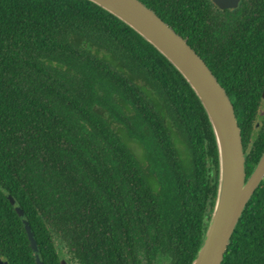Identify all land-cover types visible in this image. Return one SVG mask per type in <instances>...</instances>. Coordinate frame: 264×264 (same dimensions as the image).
I'll list each match as a JSON object with an SVG mask.
<instances>
[{
    "label": "trees",
    "instance_id": "16d2710c",
    "mask_svg": "<svg viewBox=\"0 0 264 264\" xmlns=\"http://www.w3.org/2000/svg\"><path fill=\"white\" fill-rule=\"evenodd\" d=\"M140 1L226 90L249 176L264 152V0L225 17L212 0ZM217 185L208 117L152 45L87 0H0V259L36 264L11 195L44 264H191ZM222 264H264V181Z\"/></svg>",
    "mask_w": 264,
    "mask_h": 264
},
{
    "label": "water",
    "instance_id": "95a60500",
    "mask_svg": "<svg viewBox=\"0 0 264 264\" xmlns=\"http://www.w3.org/2000/svg\"><path fill=\"white\" fill-rule=\"evenodd\" d=\"M87 1L116 17L152 45L182 75L199 99L216 141L218 185L205 233L191 264H222L249 201L264 181V152L247 176L241 130L229 95L188 40L154 10L140 0ZM212 1L221 10H235L241 3V0ZM8 199L24 224L36 264H44L23 210L11 195ZM0 264L6 263L0 259ZM61 264L67 263L61 260Z\"/></svg>",
    "mask_w": 264,
    "mask_h": 264
},
{
    "label": "flooded vegetation",
    "instance_id": "af4514ba",
    "mask_svg": "<svg viewBox=\"0 0 264 264\" xmlns=\"http://www.w3.org/2000/svg\"><path fill=\"white\" fill-rule=\"evenodd\" d=\"M221 10V9H220ZM236 10V9H235ZM235 10H221V11H223L224 12V14L223 15H221L220 17H225L226 16V14H227V16H228V14L229 13H232V14H234V11ZM215 18H216V16H215ZM260 126V125H259ZM258 125H256V127H259ZM61 260H65L66 261V263L67 264H74V263H72L71 261H70V259L69 258H61ZM60 260V261H61Z\"/></svg>",
    "mask_w": 264,
    "mask_h": 264
},
{
    "label": "rangeland",
    "instance_id": "374dc122",
    "mask_svg": "<svg viewBox=\"0 0 264 264\" xmlns=\"http://www.w3.org/2000/svg\"><path fill=\"white\" fill-rule=\"evenodd\" d=\"M261 114H263V110H262V112H261ZM260 123L258 122L256 125H259ZM180 139V138H179ZM139 152H141V151H139Z\"/></svg>",
    "mask_w": 264,
    "mask_h": 264
}]
</instances>
